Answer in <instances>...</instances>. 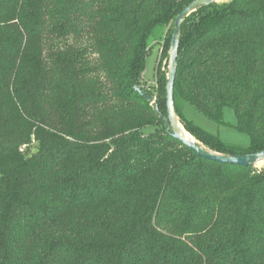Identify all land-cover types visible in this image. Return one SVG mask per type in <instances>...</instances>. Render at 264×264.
<instances>
[{
	"label": "trees",
	"instance_id": "trees-1",
	"mask_svg": "<svg viewBox=\"0 0 264 264\" xmlns=\"http://www.w3.org/2000/svg\"><path fill=\"white\" fill-rule=\"evenodd\" d=\"M191 1L0 0V264H264V168L198 156L164 127L159 66L143 84L150 34ZM174 100L210 149H264V0L184 20ZM184 102L232 108L249 144Z\"/></svg>",
	"mask_w": 264,
	"mask_h": 264
},
{
	"label": "water",
	"instance_id": "water-1",
	"mask_svg": "<svg viewBox=\"0 0 264 264\" xmlns=\"http://www.w3.org/2000/svg\"><path fill=\"white\" fill-rule=\"evenodd\" d=\"M221 0H193L186 5L174 20V31L171 37L169 54V72L166 81V106L167 114L161 113L166 131L176 139L182 141L191 148L198 156L211 159L224 164H235L248 167H255L258 163L264 162V149L243 154L221 153L210 149L201 141L190 134L182 124L176 111L174 100V84L178 68V55L181 40L182 24L184 20L196 10L207 5L220 2ZM147 99L155 103V99L150 95H145ZM157 106V104L155 103Z\"/></svg>",
	"mask_w": 264,
	"mask_h": 264
},
{
	"label": "rangeland",
	"instance_id": "rangeland-1",
	"mask_svg": "<svg viewBox=\"0 0 264 264\" xmlns=\"http://www.w3.org/2000/svg\"><path fill=\"white\" fill-rule=\"evenodd\" d=\"M226 0H221V2ZM174 29V22L156 26L148 39L149 51L146 57V67L143 74V84L146 88L155 90L157 84V66H159L160 74L168 76L169 72V49H166V44L171 38ZM182 109L184 114L197 125L205 130L218 134L224 141L228 143L247 146L250 142L249 136L239 131L236 127V115L232 108L228 107L224 111V119L227 124H219L210 118L206 117L190 103L184 102ZM186 129V128H185ZM191 134V133H190ZM37 144H33L32 150L36 149ZM257 169L264 168V162L261 165L257 164Z\"/></svg>",
	"mask_w": 264,
	"mask_h": 264
},
{
	"label": "bare ground",
	"instance_id": "bare-ground-1",
	"mask_svg": "<svg viewBox=\"0 0 264 264\" xmlns=\"http://www.w3.org/2000/svg\"><path fill=\"white\" fill-rule=\"evenodd\" d=\"M262 162L258 163V165L260 164L261 165Z\"/></svg>",
	"mask_w": 264,
	"mask_h": 264
}]
</instances>
